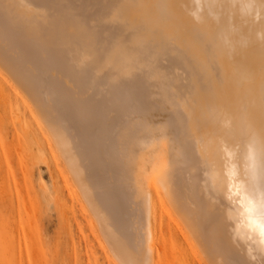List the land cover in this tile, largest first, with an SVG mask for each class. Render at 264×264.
Here are the masks:
<instances>
[{
	"label": "bare ground",
	"instance_id": "obj_1",
	"mask_svg": "<svg viewBox=\"0 0 264 264\" xmlns=\"http://www.w3.org/2000/svg\"><path fill=\"white\" fill-rule=\"evenodd\" d=\"M0 68L115 264H156L162 214L264 264V0H0Z\"/></svg>",
	"mask_w": 264,
	"mask_h": 264
},
{
	"label": "rangeland",
	"instance_id": "obj_2",
	"mask_svg": "<svg viewBox=\"0 0 264 264\" xmlns=\"http://www.w3.org/2000/svg\"><path fill=\"white\" fill-rule=\"evenodd\" d=\"M9 80L0 68V264H115L54 148L50 155L40 117ZM211 160L203 180L218 165ZM172 221L162 214L155 228L156 264H207Z\"/></svg>",
	"mask_w": 264,
	"mask_h": 264
},
{
	"label": "snow or ice",
	"instance_id": "obj_3",
	"mask_svg": "<svg viewBox=\"0 0 264 264\" xmlns=\"http://www.w3.org/2000/svg\"><path fill=\"white\" fill-rule=\"evenodd\" d=\"M261 203H262V206H264V194H262L261 196ZM259 231H260L261 237L264 238V223H261L259 225ZM262 242H264V239H262Z\"/></svg>",
	"mask_w": 264,
	"mask_h": 264
}]
</instances>
